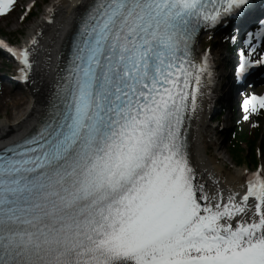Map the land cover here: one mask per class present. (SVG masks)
I'll use <instances>...</instances> for the list:
<instances>
[{
	"label": "snow or ice",
	"instance_id": "1",
	"mask_svg": "<svg viewBox=\"0 0 264 264\" xmlns=\"http://www.w3.org/2000/svg\"><path fill=\"white\" fill-rule=\"evenodd\" d=\"M16 2L0 0V17ZM249 5L91 0L45 118L0 150V264H264V177L213 205L182 131L208 71L198 32ZM9 51L27 81L29 51Z\"/></svg>",
	"mask_w": 264,
	"mask_h": 264
},
{
	"label": "bare ground",
	"instance_id": "2",
	"mask_svg": "<svg viewBox=\"0 0 264 264\" xmlns=\"http://www.w3.org/2000/svg\"><path fill=\"white\" fill-rule=\"evenodd\" d=\"M90 2L91 0H56L48 6L42 19L29 29L23 44L29 46L32 69L27 73L28 80H20L18 84L27 86V94L24 95L20 88L9 89L7 82L0 78V104L4 108V116L0 117V149L29 135L45 118L54 81L67 65L72 39ZM200 51L201 48L196 44L195 52L198 58ZM224 57L222 54L220 59L225 60ZM226 61L229 62L230 59ZM23 68L24 66L19 70V78H23ZM225 76L223 72L219 75L217 67L208 68V71L202 74L196 109L194 112L191 110L190 99L185 128L190 165L213 205L217 202L227 204L230 196L240 203L246 189L247 168L236 169L233 175L227 172V162L223 161L222 152L219 153V142L215 139L218 129L208 121L210 111H213L221 97L219 81L221 77L225 79ZM262 87L264 88V82L257 85V88ZM25 106L28 108L24 113L15 121H10L15 115L23 112ZM208 141H211V144ZM212 146L217 151L216 156L210 155ZM240 219L242 217H236L237 221Z\"/></svg>",
	"mask_w": 264,
	"mask_h": 264
},
{
	"label": "rangeland",
	"instance_id": "3",
	"mask_svg": "<svg viewBox=\"0 0 264 264\" xmlns=\"http://www.w3.org/2000/svg\"><path fill=\"white\" fill-rule=\"evenodd\" d=\"M35 3V8H34V14L37 16H34L33 18L27 19L26 21L21 20L23 15L25 14V9L28 8V6L32 3ZM56 2V0H17L15 6H14V10L8 14L7 16L4 17H0V38L5 39V40H9L12 43H17V44H23L24 41L27 39L28 37V31L29 29L38 21H40L43 17V14L46 12L48 6L51 3ZM226 41L228 40V37H222L219 33L217 34H213L212 32L207 33L206 35H204V38L200 39L198 41V46L201 48L202 50H210L214 55L215 58L217 59V64L220 67V70L222 69L221 73L223 72L225 76V79L223 80L222 83H227L225 82V80L227 81L229 77L228 73H229V69H228V62L226 61L227 59H232V57L228 54V52L226 51V48L228 46V42L226 43ZM1 54H6L4 51H2ZM224 54L225 55V60L220 59L221 55ZM220 55V57L218 56ZM222 67V68H221ZM21 67L17 66L14 62L6 59V58H2L0 56V78H3L6 82H7V87L9 89H17L20 88L21 92L25 95L27 94V86L26 85H18V79L20 77L21 74H18L19 70ZM18 70V71H17ZM8 76H7V74ZM20 73V72H19ZM229 81V80H228ZM221 83V84H222ZM262 83V82H259ZM258 83V84H259ZM253 85V84H251ZM19 86V87H18ZM252 89V91H250L252 94H256V95H260L261 93V88H257V84L249 87ZM247 92V91H245ZM244 92V93H245ZM221 94V92H220ZM239 99V97H238ZM241 103L242 101L238 104V109L235 110L236 112L234 113V120L231 123V130H232V126L234 121L238 120L240 117V109H241ZM28 106H25L23 112L15 115L14 118L10 119V121H15L16 119H18L21 114L24 113L25 109H27ZM3 109L1 104H0V117H3ZM264 111V109H262ZM17 113V112H16ZM218 112H215V110L213 109V111H210V114L208 115V121L210 123V125H212L213 127H215L216 129H218L217 131V135L215 136V139L219 142V153L222 152L221 157L223 158L224 162H227V172L230 175H233L234 172L236 171V169H242V168H248L250 170H258V169H263L264 168V152H262L259 149V145H257L256 150H257V164L254 165L252 163H250L248 160H245L242 164H238L236 162V160L233 158V154L231 152V143L230 141L227 139V133H219L220 130L223 129L224 124L221 122V120L224 119V117H219L216 116ZM220 121V123L218 122ZM259 122L260 125L262 126V130H263V136H264V112L262 114H257L254 116V118L246 125L249 130L251 129V127H254V125ZM228 123V122H227ZM253 123V124H251ZM209 140V139H208ZM209 144H211V141H208ZM244 150L247 149V145H243ZM210 155L211 156H216L217 155V151L215 149V147H211L210 150ZM219 155V154H218ZM246 154H244L245 156ZM236 165V166H235Z\"/></svg>",
	"mask_w": 264,
	"mask_h": 264
},
{
	"label": "trees",
	"instance_id": "4",
	"mask_svg": "<svg viewBox=\"0 0 264 264\" xmlns=\"http://www.w3.org/2000/svg\"><path fill=\"white\" fill-rule=\"evenodd\" d=\"M31 12L27 19L33 18L35 15L33 11ZM246 125H248L247 122H241L239 125H236L235 130L228 136V140L231 143L230 147L233 158L238 164H242L245 160H248L250 163L256 165L258 158L257 145L262 147L264 151L263 130L260 125L252 127L250 130ZM245 144L247 145L246 150L243 147ZM244 154L246 155L244 156Z\"/></svg>",
	"mask_w": 264,
	"mask_h": 264
}]
</instances>
